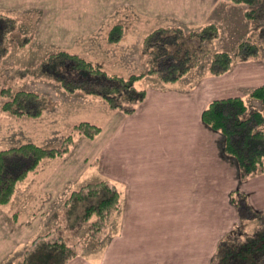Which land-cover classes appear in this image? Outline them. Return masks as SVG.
Instances as JSON below:
<instances>
[{"label": "rangeland", "instance_id": "rangeland-1", "mask_svg": "<svg viewBox=\"0 0 264 264\" xmlns=\"http://www.w3.org/2000/svg\"><path fill=\"white\" fill-rule=\"evenodd\" d=\"M150 1L133 0L117 4L113 0H87V6H79L84 1L57 0L56 3L49 2V6L8 7L6 10L0 7V14L15 21V27L5 38L6 53L0 58V150L29 141L45 147H58L67 135L72 136L65 153L42 159L17 183L11 199L0 205L2 226L17 225L20 228V225L26 224L23 238L27 233L34 232L28 241L18 244L3 264H22L23 255L31 250L37 237L48 238L57 235L58 231L75 253L94 251L114 234L117 214L126 203V195L120 194L117 207L116 204L110 206L99 219L95 213L84 218L86 205L96 202L102 195V185H113L111 169L107 161L103 162L97 142L105 137L103 145L106 139L110 144L118 123L119 128L124 129L121 133L127 134L129 121L126 117L122 118L124 113L111 109L102 98L79 90L69 92L54 79L39 73L41 61L49 54L59 50L74 52L108 72L128 76L146 72L147 55L142 52V47L144 37L151 30L181 27L191 31L212 23L217 27V37L203 42L202 51H206L203 59L176 80L177 83L162 84L154 75L145 74L137 85L146 88V92L175 91L202 96L209 94L214 87L228 84L227 78L239 76L242 71L263 74L264 0H261L259 19L247 15L248 10L253 8L248 4L219 0L204 21L194 20L193 23L177 21L172 15H156L153 8L158 7L151 6L150 11ZM143 2L145 5H141ZM115 25L121 26L122 35L113 42L109 41L108 33ZM245 40L257 43L259 53L247 60H239L234 54L237 44ZM216 51H227L233 55L234 61L227 71L213 75L208 70V64ZM260 85L264 84L243 87L231 81L230 93H227L230 95L217 93L213 96L210 93V101L226 96H242L245 103L264 112V105L249 96L250 90ZM5 88L38 93L44 99L45 108L37 117L13 115L2 108L3 102L8 99L2 91ZM83 120L99 125L102 133L99 135L98 132L92 138L82 135L75 129V124ZM121 121H125L124 125L120 124ZM230 197L233 203L232 192ZM259 216L254 221L237 222L221 238L230 237V240L236 241L257 234L264 225V215ZM31 219L34 221L30 222ZM94 219L98 227L96 236L90 234ZM255 257L258 260L250 254L234 261L237 264H252L255 261H258L255 264H264V250L256 253Z\"/></svg>", "mask_w": 264, "mask_h": 264}, {"label": "crops", "instance_id": "crops-1", "mask_svg": "<svg viewBox=\"0 0 264 264\" xmlns=\"http://www.w3.org/2000/svg\"><path fill=\"white\" fill-rule=\"evenodd\" d=\"M56 1L0 0V7L49 6ZM77 1H84L79 6L88 5L87 0ZM150 2V11L151 6L158 7L153 8L156 15L193 23L204 21L219 0ZM261 66L262 75L242 71L209 94L230 95L231 81L243 87L264 84ZM209 94L149 90L135 111L123 114L129 121L127 134L121 133L124 129L118 123L110 144L106 139L103 145L105 137L103 141L98 137L103 162H108L112 183L119 194L126 195V203L117 214L111 238L94 251L75 253L64 264H209L218 239L241 221L231 202L233 190L245 193L252 208L264 215V171L239 177L236 160L223 150V135L201 118ZM121 122L124 125L125 121ZM20 226L5 228L0 224V264L33 235L32 231L23 238L26 224Z\"/></svg>", "mask_w": 264, "mask_h": 264}, {"label": "trees", "instance_id": "trees-1", "mask_svg": "<svg viewBox=\"0 0 264 264\" xmlns=\"http://www.w3.org/2000/svg\"><path fill=\"white\" fill-rule=\"evenodd\" d=\"M253 7L247 15L256 18L261 7V0H232ZM14 18L0 14V58L6 53L5 38L15 27ZM122 35L120 25H115L108 33L109 41L116 42ZM218 35L217 27L209 23L199 29L185 31L181 27H157L143 39L142 52L147 55L146 72L131 73L128 76L111 73L97 64H93L83 56L59 50L49 54L38 67V72L54 79L65 90L82 91L102 98L111 109L124 114L135 111L144 99L146 88L139 87L137 82L145 74L154 75L162 84L175 82L203 59L204 41ZM259 53L257 43L245 40L237 44L235 58L247 60ZM234 61L233 55L227 51H216L212 54L208 70L213 75L224 73ZM8 96L2 108L13 115L37 117L45 108L41 95L30 90L2 89ZM264 105V85L256 86L249 92ZM202 120L224 137L223 150L234 157L239 168V176H247L264 171V112L245 103L242 96H226L212 99L201 112ZM82 135L92 138L101 127L87 120L75 124ZM72 142L71 134L67 135L60 146L45 147L34 142H23L0 150V205L6 204L12 197L18 182L34 170L44 158H53L65 153ZM103 192L96 202L86 205L84 218L93 213L97 219L112 205L120 201L118 189L112 185H102ZM232 201L240 220H250L259 214L247 200L242 191H232ZM110 209V208H109ZM105 211V212H104ZM96 220L90 226V234L96 236L98 227ZM59 233L48 238L37 237L31 250H27L21 260L22 264H64L75 254L72 246H68L66 238ZM220 238L209 264H237L234 260L246 258L250 254L253 259L256 253L264 250V225L257 234L243 240ZM258 251V252H257ZM258 260V259H257ZM261 261V260H259ZM258 261L252 262V264Z\"/></svg>", "mask_w": 264, "mask_h": 264}]
</instances>
